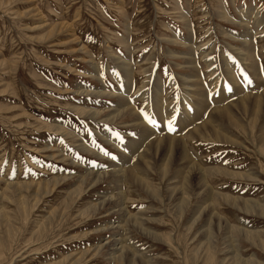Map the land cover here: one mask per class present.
<instances>
[{
    "label": "rangeland",
    "instance_id": "rangeland-1",
    "mask_svg": "<svg viewBox=\"0 0 264 264\" xmlns=\"http://www.w3.org/2000/svg\"><path fill=\"white\" fill-rule=\"evenodd\" d=\"M226 60L238 86L218 101ZM192 73L204 97L169 132L193 164L176 147L165 174L154 138L171 134L137 136L154 85L172 114ZM263 74L264 0H0V264H264V102L255 127L236 107ZM121 97L134 113L116 116Z\"/></svg>",
    "mask_w": 264,
    "mask_h": 264
},
{
    "label": "bare ground",
    "instance_id": "bare-ground-1",
    "mask_svg": "<svg viewBox=\"0 0 264 264\" xmlns=\"http://www.w3.org/2000/svg\"><path fill=\"white\" fill-rule=\"evenodd\" d=\"M237 12L240 14V16L243 18V19H245L246 17H244L245 15H246V13L247 12H245L244 10H237ZM251 13H252V11H250ZM250 13V15L252 16V14ZM227 14H228V8H226V10H224V11H221L220 13H219V18H226L227 17ZM255 15H257V13L255 12L254 13ZM248 15V14H247ZM246 15V16H247ZM256 18V16H253V18ZM228 18V17H227ZM240 25H243V24H241L240 23ZM65 26L64 25H61V28H64ZM56 28L57 27H55L52 31H51V33L50 34H53L54 32H55V30H56ZM59 28V27H58ZM247 39H248V37H246L243 41L244 42H246L247 41ZM193 49V48H192ZM242 59H241V61H245V56L244 55H242ZM186 61H187V64H189V67H191L192 69L191 70H196V69H193L195 66H194V64H192L193 63V61H192V59L191 58H187L186 59ZM206 61V60H205ZM232 62H234V61H232ZM205 64L208 66V67H210V69H209V72L208 73H211L212 74V72L214 71L213 69H215L214 67H212L211 65H212V61H210V59H208L207 60V62H205ZM234 67H236L235 65H234ZM216 71V70H215ZM233 69H232V64H231V62H229L228 63V66H227V75H229L231 78L230 79H228V82H231L230 84L232 85V87H230L229 85H226V83H224L225 82V80H223V78L221 79V80H218V79H220V78H218V76L217 77H214L213 78V80H212V87L214 88H216V90H215V93H217V91H218V93L219 92H222V94H223V96L225 97V98H229L230 97V93H228V91L226 92V91H223V90H225V88H227V89H230L231 91H233L234 89H236L237 88V86H238V83H237V80H236V78H235V76H234V74H233ZM256 71V70H255ZM201 75V74H200ZM264 75V74H263ZM192 76V79L194 78V76L196 77V76H198V73H192V74H190V76H185V78H183L185 81V85L187 86L186 87V89H185V94L183 95V97H182V99H181V105L179 106V109H177V108H174V110H173V113L171 114V109L169 110V108L167 107H165V106H160L159 105V101H160V103L162 102V98H160V91H158V87H157V85L155 84L154 85V88H153V94H152V98H151V101H150V105L148 106V109L149 110H152V113H153V119L155 120V122H154V125H153V130H151L150 128H148V126H146V127H143V128H141V130H140V133H139V135L137 136V139H139V137L140 136H142V133H144L143 134V136L145 135V134H147V135H149V133L148 132H151V131H153V133H157L158 131H160V130H164L165 132H167V133H169V134H171L169 131L171 130V129H169V127H173V125L172 126H169V124H173L172 123V121H171V119L172 120H174L176 123H181L182 121H183V119L185 118V113L188 111L187 109H186V106H187V103H188V101H186L185 100V97H188V95H193V96H195V97H204V92H202V90H201V88L198 86L199 84L197 83V81H198V77H196V78H194V80L196 81V82H194V81H192L191 83H188V81H190L191 79H190V77ZM202 76V75H201ZM200 80V79H199ZM194 82V83H193ZM120 83V82H119ZM204 83V82H203ZM202 83V85L203 86H205L204 84ZM191 84H193V85H191ZM123 85H125V84H123ZM201 85V84H200ZM218 85L219 86H221V87H223V89L222 90H220V87H218ZM123 87H125L123 90H122V92L123 93H126L125 91H126V85L125 86H123ZM189 87H191V88H189ZM158 88V89H157ZM206 88V87H205ZM218 88V89H217ZM239 89V88H238ZM240 91V90H239ZM101 92V91H100ZM214 93V94H215ZM260 94V93H259ZM127 96V95H126ZM240 96V95H239ZM254 96V95H253ZM141 97H143V96H141ZM241 97V96H240ZM144 98V97H143ZM142 98V99H143ZM121 100H122V105H120L119 106V108L117 109V111H118V113H117V115L116 116H118V115H120V114H122V113H124V112H133L134 113V109H131L132 107H131V105H128V103L126 102V97H121L120 98ZM144 100V99H143ZM229 100V99H228ZM249 99H248V96L246 97H242V98H239V101H236L237 103H240V104H238L236 107H237V109H238V106H239V108L241 109V105H242V107H246V106H248V103L250 102L251 103V105H252V107L254 108V111H255V116L254 115H251L252 116V118H255L254 119V124H253V127H255V124H256V122L259 120V116H258V113L259 112H261L262 111V104H263V102H264V93L262 92V94H260V95H256L254 98H250V101H248ZM233 104V103H232ZM234 105V104H233ZM197 106H198V109H202L203 107H204V100H199L198 101V103H197ZM231 106V105H230ZM230 106L228 105L227 107H228V109H230ZM210 107V106H209ZM232 107V106H231ZM247 108V107H246ZM230 110H233V109H230ZM207 111V110H206ZM247 112V111H246ZM127 113H125V114H127ZM130 113V114H131ZM151 113V114H152ZM205 113V112H204ZM203 113V114H204ZM207 113V112H206ZM218 115L221 117H223L224 119L226 118V120L228 119V120H230V121H233L232 120V116H234L230 111H228V115L226 114V112H225V109H219L218 110ZM252 113V112H251ZM114 114V113H113ZM129 114V113H128ZM244 114V113H243ZM263 114V113H262ZM132 115H134V114H132ZM245 115V114H244ZM116 116L114 117V118H116ZM135 116H137V115H135ZM249 116V115H248ZM254 116V117H253ZM118 118V117H117ZM112 119V118H111ZM136 119V118H135ZM212 119V118H211ZM170 121H171V123H170ZM138 125V124H141V125H143V122H140L139 121V119H136L135 120V125ZM242 124V123H241ZM136 125V126H137ZM247 125V124H246ZM252 126V125H251ZM258 126H260V125H258ZM155 127V128H154ZM175 127V126H174ZM173 127V128H174ZM239 127H242L241 125L240 126H238L237 128H239ZM261 127V126H260ZM139 128H140V126H139ZM161 128V129H160ZM252 128V127H251ZM214 129V128H213ZM212 128H211V126H208L206 123H204L203 125H201V127L199 128V129H196V131L199 133V130H201V131H204V134H200V137L201 138H207V137H212V139H218V140H226V138L222 135V132L221 131H218L219 129L221 130V128H219L218 130H213ZM244 129V128H243ZM262 133H264L263 131H264V128H263V125H262ZM173 130V129H172ZM254 130V129H253ZM256 131V130H255ZM259 131H261L260 129H259ZM159 133V132H158ZM249 133V132H248ZM259 133V132H258ZM261 133V132H260ZM151 134V133H150ZM258 135V134H257ZM260 136H261V134H259ZM255 136V135H254ZM106 137H108V135H106ZM145 137V136H144ZM152 137V136H151ZM262 137H264V135L262 136ZM111 139V138H110ZM148 139H149V137H148ZM208 139V138H207ZM253 139V138H252ZM154 143H156L155 144V146H156V149H160V148H163V150L165 151V152H167V157H166V159L163 161V164L161 165V170H162V172H164L165 174H167L166 172H167V169L170 167V163H171V157H173V155H174V153H175V151L177 150L176 149V147L178 148V152H179V154L182 156V159H183V163H186V165H192L193 163H192V161L189 159V157L187 156L188 154L186 153V145L184 144V143H182V142H177L174 138H173V136H172V134L171 135H159V136H157V137H155L154 138ZM261 141V140H260ZM118 143V142H117ZM254 143V142H253ZM263 143V142H262ZM114 144V143H113ZM115 146V145H114ZM116 148L117 149H119V150H122V147L119 145V144H117L116 145ZM125 148V147H124ZM152 148V147H151ZM150 148V149H151ZM125 150V149H124ZM151 150H153V149H151ZM163 153V152H162ZM165 154V153H164ZM101 155V154H100ZM162 155V154H161ZM142 156V155H141ZM159 156V155H158ZM263 156V155H262ZM129 157H131L130 156V154H129ZM150 158H151V156H150ZM163 158V157H162ZM176 158V157H175ZM148 159V158H147ZM151 160V159H150ZM159 161H161V160H159ZM175 161V160H174ZM152 162V161H151ZM156 162H158V161H156ZM178 163V162H177ZM136 164V163H135ZM148 164V163H147ZM179 164V163H178ZM159 165V164H158ZM185 165V166H186ZM138 166V165H137ZM137 166L136 165H133V166H130V171L128 172V173H130L131 172V175H132V173L134 174V175H137V174H139V167L137 168ZM184 166V165H183ZM147 167V166H146ZM158 167V166H157ZM178 167V166H177ZM192 167V166H191ZM174 168H175V166H174ZM189 168V167H188ZM193 168H194V165H193ZM197 169L195 170V171H197L198 170V184H200V185H202L203 187H206V170L204 171L203 169H202V167L201 168H198V167H196ZM125 169V168H124ZM126 169H128V168H126ZM140 169H141V167H140ZM200 169V170H199ZM118 170V169H117ZM186 170H189V169H186ZM185 170V171H186ZM125 171V170H124ZM180 171L181 170H178L177 172H176V174L174 175L175 177H179V176H181V174H180ZM195 171H193V172H195ZM119 172V171H118ZM143 172V171H142ZM121 173V172H120ZM175 173V172H174ZM160 174H162V173H160ZM120 175V174H119ZM164 175V174H163ZM162 175V176H163ZM161 176V175H160ZM186 176V175H185ZM159 178V177H158ZM197 178V177H196ZM141 179V178H140ZM186 179V178H185ZM166 180V179H165ZM182 180V179H181ZM191 182H192V180H190ZM196 181V182H197ZM143 182V181H142ZM178 182V181H177ZM189 182V181H188ZM179 183V182H178ZM186 183V182H185ZM183 184V183H182ZM190 184V183H189ZM138 185V184H137ZM140 185V184H139ZM185 185V184H184ZM43 186V185H42ZM179 186V185H178ZM183 186V185H182ZM198 186V185H197ZM196 186V187H197ZM10 187V186H9ZM208 187V186H207ZM43 188H44V186H43ZM147 188V187H146ZM148 188H149V186H148ZM180 188V187H179ZM183 188V187H182ZM181 188V189H182ZM190 188H192V187H190ZM79 189V188H78ZM180 189V190H181ZM43 190V189H42ZM150 190V189H149ZM179 190V189H178ZM184 190V189H183ZM193 190V189H192ZM195 190V189H194ZM168 191V190H167ZM177 191V190H176ZM157 192V191H156ZM155 192V193H156ZM174 192V191H173ZM180 192V191H179ZM191 193V192H190ZM158 194V193H157ZM200 194V193H199ZM155 196V195H154ZM179 196V195H178ZM190 196V195H189ZM180 198V197H179ZM182 198V197H181ZM191 197H188V199H190ZM177 199V198H176ZM187 199V198H186ZM193 199V198H192ZM177 201V200H176ZM187 203H189V202H187ZM249 203V202H248ZM252 203V202H251ZM246 204V203H245ZM207 205V204H206ZM185 206H186V204H185ZM184 206V207H185ZM212 206V205H211ZM22 207V206H21ZM187 207V206H186ZM209 207V206H208ZM245 207V206H244ZM254 207V206H253ZM23 208V207H22ZM179 208V207H178ZM189 208V207H188ZM254 209V208H253ZM183 210H185L186 211V209H183ZM204 211V210H203ZM213 211V210H212ZM199 213V212H198ZM174 214V213H173ZM176 217V216H175ZM215 217V216H214ZM200 218V217H199ZM216 218V217H215ZM197 219H198V216H197ZM212 219H213V217H212ZM217 219V218H216ZM218 220V219H217ZM212 221V220H211ZM218 222V221H217ZM220 222H221V220H220ZM212 223V222H211ZM210 224V223H209ZM218 224V223H217ZM216 224V225H217ZM211 226V225H210ZM212 227V226H211ZM210 227V228H211ZM214 227V226H213ZM222 227V226H221ZM218 229H220V228H218ZM212 230V229H211ZM214 230V229H213ZM221 230V229H220ZM215 231V230H214ZM213 232V231H212ZM216 232V231H215ZM232 232H234V230L232 231ZM217 233V232H216ZM215 233V234H216ZM231 233V232H230ZM229 233V234H230ZM245 233V232H244ZM214 235V234H213ZM208 236V235H207ZM207 236L205 237V238H207ZM229 236H231V235H229ZM249 237V236H248ZM210 238V237H209ZM210 240V239H209ZM212 241V240H211ZM210 245H212V244H210ZM207 246V245H206ZM211 248H212V246H211ZM211 248H210V250H211ZM207 249H208V247H207ZM210 250L208 251V253L210 252ZM212 253V252H211ZM210 254V253H209ZM121 260V259H120ZM128 260H130V259H128ZM131 261V260H130Z\"/></svg>",
    "mask_w": 264,
    "mask_h": 264
},
{
    "label": "crops",
    "instance_id": "crops-1",
    "mask_svg": "<svg viewBox=\"0 0 264 264\" xmlns=\"http://www.w3.org/2000/svg\"><path fill=\"white\" fill-rule=\"evenodd\" d=\"M229 62H230V61H227V60H226V63H227V64L225 65V67H226V68H225V72H224L225 75H227V66H228V63H229ZM235 64H236V62H234V65H235ZM223 80H225V78H223ZM218 95H219V96H217V97H218V99H217L218 101L226 99V98L223 96L222 92H219ZM214 98H215V97H214Z\"/></svg>",
    "mask_w": 264,
    "mask_h": 264
}]
</instances>
